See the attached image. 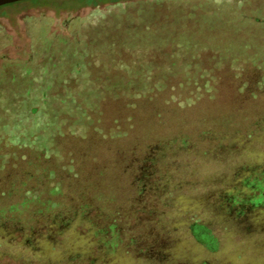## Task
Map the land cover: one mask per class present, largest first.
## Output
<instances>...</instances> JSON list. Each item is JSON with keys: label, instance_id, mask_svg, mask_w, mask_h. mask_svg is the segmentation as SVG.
<instances>
[{"label": "trees", "instance_id": "trees-1", "mask_svg": "<svg viewBox=\"0 0 264 264\" xmlns=\"http://www.w3.org/2000/svg\"><path fill=\"white\" fill-rule=\"evenodd\" d=\"M163 1L115 6L73 41L41 32L29 61L1 65L0 227L68 224L80 206L96 218L126 182L169 188L175 160L221 138L204 126L264 125V2ZM13 124L24 130L9 146Z\"/></svg>", "mask_w": 264, "mask_h": 264}, {"label": "flooded vegetation", "instance_id": "flooded-vegetation-1", "mask_svg": "<svg viewBox=\"0 0 264 264\" xmlns=\"http://www.w3.org/2000/svg\"><path fill=\"white\" fill-rule=\"evenodd\" d=\"M163 4H169L168 0ZM229 136L232 138L222 136L209 142L205 149H186L188 153L182 156L185 161L182 157L175 160L181 167L177 166V171L196 161V167L201 162L215 167L195 199L192 190L185 189L180 213L170 211L178 183L146 193L126 182L128 186L120 189L116 200L119 204H108L112 205L109 212L98 204L96 218L82 216L86 206H80L68 224H61L54 217L41 228L36 222L0 227V263L3 255L14 249L21 253V260L9 254L12 261L1 264H264V125L255 128V132L236 131ZM241 138L246 140L237 141ZM103 191L109 194L108 189ZM100 220L105 227H110L112 221L117 224L115 229H120L121 238L111 243V229L103 232ZM79 222L88 228L91 244L77 242L85 241L86 236L67 235V228ZM199 229H209L217 235L213 246L205 244L215 253L194 248L192 238L197 240L195 232ZM15 232L20 237L13 236Z\"/></svg>", "mask_w": 264, "mask_h": 264}, {"label": "rangeland", "instance_id": "rangeland-1", "mask_svg": "<svg viewBox=\"0 0 264 264\" xmlns=\"http://www.w3.org/2000/svg\"><path fill=\"white\" fill-rule=\"evenodd\" d=\"M150 1L154 0H23L4 5L0 7V68L1 65L8 60L19 62L29 61L32 56L31 52L33 47V37L37 35L39 31L43 32V34L51 41H56L57 38H65L68 41H73L74 39H77L79 33L86 25L98 19H101L103 15H105L111 9L115 8V6L120 5L121 7H135L139 6V4L142 2ZM186 1L198 4L207 0ZM247 1L256 4L264 2V0ZM211 110L212 109L210 107L205 106L200 113L206 114ZM253 117V114H247L246 117L241 119L242 123H239V121L241 120H235V122H237H234L231 127L209 124L204 126L203 128L214 127L213 130L219 132L221 138L222 136L232 138L231 136H229V133L237 131L240 134H248L249 129L253 128L252 123H254V121L256 120L253 119ZM211 120L212 119H210V121ZM23 130V127L19 124L8 126V128H6L4 131V135L7 136L6 144H8L9 146L17 144L20 141L18 139L17 133ZM176 130L168 129V132L164 131L163 137L175 136L177 134ZM253 131L255 132V129H253ZM242 140L246 139H237V141L239 142H241ZM208 145L209 143L207 142L199 143L198 148L205 149L208 147ZM108 160L111 162L112 159L110 156H107L106 161ZM201 163V166L196 167V162H193V164L187 168L189 170L184 168L176 173V177L174 178L173 182H171L172 185L175 181L178 182L180 180L182 182H198L196 184L184 183L183 185H180V182L178 183V185L176 186V194H173L172 197V204H174L172 205L173 207L170 208V211L172 213H180V208H182V205L185 204L183 201L186 198V194L184 192L185 189L192 190L190 193L194 199L196 195H200L202 193L200 189H202L201 187H203V185L201 184L205 178H209L208 174L211 173V171H213L215 167L212 164L205 165L203 162ZM114 171L115 170L111 167V169L106 173V176H113L115 174ZM182 171H184L185 173H183ZM98 204L101 206L103 211L109 212L111 209V207H109V205L107 206L105 202H98ZM84 224V222L74 223L67 228L66 233L67 235H78L81 237L86 236V239L83 238L85 241L79 239L77 240V242L79 241V243L87 245L91 244L92 241L88 239L89 230L84 226ZM9 234L11 235L12 233ZM20 235L21 234L18 232L13 233V236L20 237ZM195 235L197 240L194 237H188L189 239H193L194 248L199 247L201 250L203 248L209 253H215V251L211 250V247H207L205 245L209 244L210 246H213L218 241L217 235L214 233V231L209 229H199L195 232ZM9 254H14L18 257L21 256V253H19V251L11 249V252L8 251V253L3 255L1 263H9L10 261H12L10 257L11 255ZM19 259L21 260L20 257Z\"/></svg>", "mask_w": 264, "mask_h": 264}, {"label": "water", "instance_id": "water-1", "mask_svg": "<svg viewBox=\"0 0 264 264\" xmlns=\"http://www.w3.org/2000/svg\"><path fill=\"white\" fill-rule=\"evenodd\" d=\"M23 0H0V6L8 5Z\"/></svg>", "mask_w": 264, "mask_h": 264}]
</instances>
